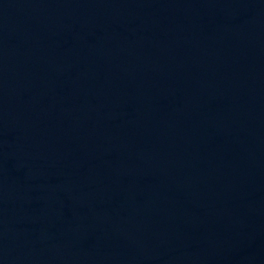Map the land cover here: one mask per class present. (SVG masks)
<instances>
[{"label":"water","instance_id":"water-1","mask_svg":"<svg viewBox=\"0 0 264 264\" xmlns=\"http://www.w3.org/2000/svg\"><path fill=\"white\" fill-rule=\"evenodd\" d=\"M0 264H264V0H0Z\"/></svg>","mask_w":264,"mask_h":264}]
</instances>
